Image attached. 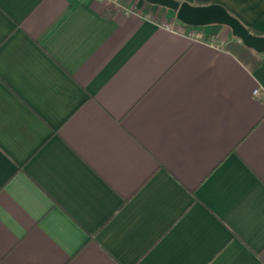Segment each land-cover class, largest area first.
Masks as SVG:
<instances>
[{"label": "crops", "instance_id": "crops-1", "mask_svg": "<svg viewBox=\"0 0 264 264\" xmlns=\"http://www.w3.org/2000/svg\"><path fill=\"white\" fill-rule=\"evenodd\" d=\"M178 1L264 35V0ZM242 45L144 0H0V264H264Z\"/></svg>", "mask_w": 264, "mask_h": 264}, {"label": "water", "instance_id": "water-1", "mask_svg": "<svg viewBox=\"0 0 264 264\" xmlns=\"http://www.w3.org/2000/svg\"><path fill=\"white\" fill-rule=\"evenodd\" d=\"M144 1L174 10L176 19L186 26L226 25L230 28L232 35L238 38L243 45L253 49L255 52H264V35L252 33L220 4L196 5L178 0Z\"/></svg>", "mask_w": 264, "mask_h": 264}, {"label": "built area", "instance_id": "built-area-1", "mask_svg": "<svg viewBox=\"0 0 264 264\" xmlns=\"http://www.w3.org/2000/svg\"><path fill=\"white\" fill-rule=\"evenodd\" d=\"M117 2V0H114ZM119 5V3H117ZM125 12H128V10H125ZM166 29H172L171 26L169 25H165ZM190 35L191 38H193L194 40H201L203 38V35L201 32L197 31V30H192L188 33ZM258 92V89H254L253 93L256 94Z\"/></svg>", "mask_w": 264, "mask_h": 264}, {"label": "trees", "instance_id": "trees-1", "mask_svg": "<svg viewBox=\"0 0 264 264\" xmlns=\"http://www.w3.org/2000/svg\"><path fill=\"white\" fill-rule=\"evenodd\" d=\"M251 31V30H250ZM252 32V31H251ZM253 33V32H252ZM230 46V45H229ZM245 49H247V47H245L244 45H242ZM261 62V59L259 58V59H257V58H253V61H252V67L253 66H256V65H258L259 63Z\"/></svg>", "mask_w": 264, "mask_h": 264}, {"label": "rangeland", "instance_id": "rangeland-1", "mask_svg": "<svg viewBox=\"0 0 264 264\" xmlns=\"http://www.w3.org/2000/svg\"><path fill=\"white\" fill-rule=\"evenodd\" d=\"M197 27H201V26H197Z\"/></svg>", "mask_w": 264, "mask_h": 264}]
</instances>
